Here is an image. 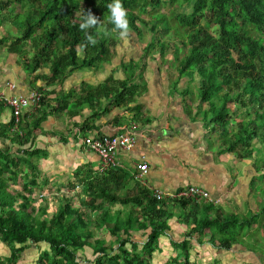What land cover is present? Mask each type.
<instances>
[{
  "label": "trees",
  "instance_id": "obj_1",
  "mask_svg": "<svg viewBox=\"0 0 264 264\" xmlns=\"http://www.w3.org/2000/svg\"><path fill=\"white\" fill-rule=\"evenodd\" d=\"M165 1L122 0L128 30L136 28L141 34V28L135 26L137 19L147 23L141 13ZM167 1L172 7L174 0ZM112 2L0 0V25L8 23L20 31L19 35L0 38V44L32 73L48 67V73L35 75V80H43L48 86L61 82L69 71L98 70L114 56L121 41V31L110 20L108 4ZM177 5L176 15L171 10L169 14L152 15V31L159 27L169 33L172 22L184 28L183 37L178 30L173 33L182 37L178 43H159L161 52L172 44L179 78L194 80V67L199 79L198 114L204 107L202 117L210 132L218 137L221 151L234 152L239 160L254 158L258 161L252 162L255 170L264 168V0H180ZM88 10L100 23L81 30L79 25ZM88 34L95 43L88 41ZM154 47L155 41H149L146 56ZM137 65L134 61L122 62L125 78L111 74L98 85L82 82L77 94L72 90L50 99L46 95L54 90L44 91L38 86L36 89L46 95L41 97L36 112L26 115L31 116V122L23 117L16 125L11 116L9 122L0 123V139L10 141L0 143V240L10 248V255L2 258L0 264H17L23 251L40 243H46L48 248L40 252L35 264H85L78 252L86 248L92 251L91 264H154L156 253L165 254L160 242L170 228L169 219L190 201L191 213L179 217L190 229L184 240L171 241L174 254H169L164 264H199L191 259V238L198 239L210 230L214 245L219 250H229L234 244H244L240 238L245 226L252 230L264 215V194L255 197L262 203L251 215H227L212 203L200 204L192 198L157 200L151 189L140 185L137 173L119 166L105 172L77 169L74 179L65 185L70 195L62 193L56 198L58 203L51 214L47 196L31 195L44 187L37 163L41 150L24 146L34 140L40 123L54 111L66 110L74 116L89 107L92 114L82 123L84 130L91 127L89 119L135 102L140 88L134 81ZM139 68L143 70L145 65ZM5 108L8 107L0 103V113ZM130 110L135 115L143 114L139 105ZM257 141L262 147L257 146ZM13 145L18 146L16 150H12ZM250 187L253 192L257 190L256 176ZM39 200L43 204L37 205ZM261 221L264 231V218ZM104 228L110 239L97 235ZM136 232L146 233V239L135 240ZM244 245L253 252L262 249L261 245L257 246L259 250Z\"/></svg>",
  "mask_w": 264,
  "mask_h": 264
},
{
  "label": "crops",
  "instance_id": "obj_2",
  "mask_svg": "<svg viewBox=\"0 0 264 264\" xmlns=\"http://www.w3.org/2000/svg\"><path fill=\"white\" fill-rule=\"evenodd\" d=\"M129 38L126 43L128 57L116 56L112 68H104V64H101L98 70L80 69L81 76L82 72L85 76L78 84L71 79L77 70L73 71L74 73L69 71L61 82L48 86L43 80H35L37 73H48V67L32 73L17 59L14 64L9 65L5 60L6 55L0 57V92L7 95H27L32 89L41 86L44 91L54 90L50 94H45L50 99L72 90L77 94L82 82L98 85L111 74L115 78L123 79L126 75L122 62L134 61L138 64L134 81L140 86V94L135 102L128 106L114 107L100 113L94 119H89L92 128L83 130L81 126L91 117L89 107H84L74 116H69L66 110L54 111L40 123L35 130L34 140L24 146L41 150V156L37 160L41 171L39 180L45 187L57 189L63 182L73 180L74 172L79 168L85 167L99 172L100 157L84 146L83 137L90 134L101 137L119 134L126 131L131 124H135L134 146L130 149L118 148L115 159L117 166L137 174L140 173V162L147 163L143 180L139 179L140 185L148 187L152 193L159 190L165 195L182 191L189 185H197L218 200L216 207H220L225 213L229 210L237 214L238 212L247 214L250 208L249 183L257 173L253 163H249L248 159L239 160L234 152L221 151L222 146L218 137L210 132L202 114H198L196 101L188 94V89L186 90L189 79L186 76L176 77L178 73L175 72L173 55L170 53L161 60L158 53L154 55L152 53V57L149 58L144 49L147 42L139 50L137 36L133 37L130 33ZM4 50L5 47L0 44V53L2 51L4 53ZM118 59L119 65L116 64ZM143 65L145 68L141 70L139 67ZM99 70L103 72L99 73ZM184 91L187 92L183 93ZM134 105L141 106L143 114L135 115L130 110ZM35 110V108L25 110L21 116L22 120L24 117V120L31 122V116L27 118L26 115L36 112ZM203 110L204 107L201 108V112ZM11 116L10 109L5 108L0 113V123L9 122ZM5 142L10 143L9 140L0 139L1 144ZM17 147L13 145L12 150H16ZM196 199L200 204L210 203L204 198ZM254 204V209H257L256 203ZM192 206L193 203L190 201L189 204L177 209L175 215L169 219L170 228L160 242L165 254H174L171 241H182L186 238L185 234L190 225L179 217L191 210ZM240 208L244 212H241ZM205 233L206 235L198 239H190L191 256L199 264L255 262V252L249 251L244 244L237 243L229 250H219L210 240V230H205ZM202 250H206V253H201ZM7 255H10V248L0 240V257L5 258Z\"/></svg>",
  "mask_w": 264,
  "mask_h": 264
},
{
  "label": "rangeland",
  "instance_id": "obj_3",
  "mask_svg": "<svg viewBox=\"0 0 264 264\" xmlns=\"http://www.w3.org/2000/svg\"><path fill=\"white\" fill-rule=\"evenodd\" d=\"M171 4H173L172 7L168 6V1L166 0L159 7H157V8L148 7V11L147 12L141 13V18H144L145 20H147V23L146 24H143L142 21H141V19H137V21L135 23V26H139V28H141V30H142V33L141 34L137 31L136 28L134 30L129 31V32H125V33L119 34L121 41L117 45L115 53H113L114 56H112L109 61H107V62L104 61L103 62L104 68L105 67L106 68H112L111 65L115 62V57L116 56H120V58H121L122 56L124 57V55H125V57H128L127 56L128 55L127 54L128 53L127 52L128 50H127V47H126V43L130 39L129 38V34L130 33L133 35V37H136L137 36V38L139 40L137 42V47L139 48V50H141V48L143 47L142 45H144L145 42H147V44H148L149 41L154 40L155 41V47L152 48V52L159 53L158 54V57L161 60H164V57L167 56L169 53L172 54V49L171 48H173V46H172L171 43H169L164 48V51H163L164 54L167 52V54L165 56L162 55L160 46H158V45H159V43L161 41H168V40H173L175 43H178L180 41V39H182V37L184 36L183 35L184 34V28L183 27H180L178 25H173L175 23L172 22L171 23V31L169 33H163L162 32L163 30L159 29V27H157V29L155 31H152L150 29V26H151V23L150 22L152 20V15L155 14L156 12L169 14V11L171 10V12H174L175 15L178 14V10H177V8H178L177 6L178 5L177 4H180V0H174ZM77 16H79V15L77 14ZM171 21H173V20H171ZM162 27H164V26H162ZM175 30H178L179 33H181L182 37H180V36L179 37H175V34L176 33L173 35V33L175 32ZM9 34L10 35H19L20 34V31L14 29L8 23H6L5 25H0V38H2L4 36H7V35L9 36ZM2 53H3V51H2ZM2 53H0V57H2V55L3 56L6 55L5 60H6V62L9 63V65H12V64L15 63V60L17 59L15 57L16 56L15 54L9 53L6 49L4 50V53L5 54L4 53L2 54ZM147 56L149 58H151V54H149ZM119 59L116 61V64L117 65L120 64ZM191 68H192V72H193V74L195 76V79L194 80H188L187 89H188V94L191 96V98L194 101L197 102L198 101V97H199V89H198L199 82H198V77H197L198 75H197L194 67L192 66ZM82 70H84V69H82ZM82 70H77L75 73L73 72L76 75H73L72 74L71 79H74L75 81L73 80V82H75L76 84H78V82L80 83L81 80H82V77L85 76L83 72H82V76H81V72L80 71H82ZM87 72H89V70H87ZM98 72L99 73H102L103 70H99ZM175 72L178 73V70L176 69ZM75 76H78L79 78H75ZM95 76H97L96 73H95ZM176 77L179 78V75H176ZM140 83L141 82H139V84ZM44 94H45V92L43 93V95ZM231 107H232V109L235 108L234 103H231ZM202 113L203 112H201V114ZM261 142H264V136H262ZM256 144H257L258 147H262V145H261L260 142L257 141ZM248 160H249V163H252L253 161L258 162L254 158H251V159H248ZM256 172H257L256 173V189L257 190H255V192H253L252 190H254V189L249 186V203H250L249 207L250 208H249V212L247 213V215H251L252 213H254V211H256L257 209H259L261 207L262 201L261 200L260 201H257L255 199V197H259L260 194H261V196L264 194V175L261 176V174L264 173V168H258L256 170ZM65 184L67 185V182L66 181L63 182L62 185H60L62 187V189H61V187H59V188L57 187V189L56 188H53L52 189V188H49V187H45L44 186L42 189H38V190L34 191L35 195H34V193L31 194V195H33V196L36 197V196H38V193H41V194H44L45 196H47L45 198H48L49 201H50V203H48V212H49V214H51L52 212L55 211L56 204L58 203L57 200H56V198L61 197L62 193H64V194L67 193L68 195H70V193H68L69 190L66 188ZM251 197L253 198V200H251ZM262 198H264V196H262ZM39 199H42V197H40ZM254 201L256 203L257 209H254V207H253V205L255 206ZM40 203L43 204V202L41 200H39V201L36 202L37 205L40 204ZM116 207H118V205ZM170 208H171V205H170ZM191 210L189 209L186 213L184 212V214L185 215L187 213L190 214L191 213ZM239 210H241V208ZM241 212H244V210H241ZM231 213H233V212L228 210V211H226L225 214L230 215ZM238 214L239 215H244L245 213L238 212ZM239 217L243 218V216H239ZM263 218H264V215L261 216V219H258L257 224H255V226L252 228V230H250V231L255 232L256 235H253L249 231V226L247 225V226H245V228L243 230L244 235H242L241 238H240L241 242L243 241L244 244H248L249 247H253V249H257L258 248L257 246H260L261 245V247H262L261 251H257V252L255 251V258H254L255 259V262L253 264H264V231H263L262 227L260 226V224L262 223L261 220ZM97 235L98 236H104V237L110 239V235H108V233L106 232V229L105 228L102 229L101 231H97ZM133 235H134V239L137 240V241H139V242H141V241H143V240L146 239V233L136 232ZM190 244H191V241H190ZM46 248H48V246L46 245V243H40L39 245H34V246L30 247V248H27L25 251H23L20 259L17 261V264H35L37 258L39 257L40 252L43 249H46ZM257 250H259V249H257ZM91 253H92L91 249L86 248L84 251H79L78 252V257L85 264H91L89 262V260H92L93 259V255ZM201 253H206V250H202ZM156 256L157 257L153 260L154 264H164V262L166 261V258H167L168 255L167 254H164V253H162V254L161 253L160 254L156 253ZM2 258H3V256L0 257V260ZM193 259H194V257H192V260ZM204 262H206V261H204Z\"/></svg>",
  "mask_w": 264,
  "mask_h": 264
},
{
  "label": "built area",
  "instance_id": "obj_4",
  "mask_svg": "<svg viewBox=\"0 0 264 264\" xmlns=\"http://www.w3.org/2000/svg\"><path fill=\"white\" fill-rule=\"evenodd\" d=\"M43 93L38 89H32L27 95L15 94L7 95L0 92V103L6 105L12 116L15 118L16 125L21 120V116L25 110H31L39 105ZM15 125V127H16ZM136 125L131 124L129 128L119 134L109 135V136H99L97 134H90L89 136L83 137L82 143L89 150L94 151L100 157V165L98 171L105 172L110 167L117 166V161L115 159L118 148L130 149L134 146L136 141ZM147 171V163L145 161L139 164V174L137 177L143 180L142 176ZM76 189H79L78 185ZM43 195V194H42ZM153 195L158 199H163L165 196H170L171 198L180 197H192V198H204L210 203L216 204L219 201L215 200L211 194L197 185H189L184 190L175 192L173 194L165 195L163 192L156 190Z\"/></svg>",
  "mask_w": 264,
  "mask_h": 264
},
{
  "label": "clouds",
  "instance_id": "obj_5",
  "mask_svg": "<svg viewBox=\"0 0 264 264\" xmlns=\"http://www.w3.org/2000/svg\"><path fill=\"white\" fill-rule=\"evenodd\" d=\"M108 9L110 10V20H111V22L113 23V25L115 26L116 29H119L121 31V33H125V32L131 31V30H128L129 22H128V17H127V11L123 7L122 0H113L112 3L108 4ZM99 23H100V19L95 14H93L91 12V10H88L86 15L82 18V22L80 23L79 27H80L81 30H87L89 28L97 26ZM132 30H134V29H132ZM87 39H88L89 42L95 43V40L93 39L91 34L87 35ZM152 53L154 55L157 52H151V57H152ZM166 54H167V52L165 54L162 53V55H164V56ZM169 198L170 199H177V198H171L170 196H168V198H163V199L169 200ZM180 198H192V197H180ZM163 199H160V200H163ZM194 199H196V198H194ZM218 203H216V204H218ZM254 203H255V201H254Z\"/></svg>",
  "mask_w": 264,
  "mask_h": 264
}]
</instances>
